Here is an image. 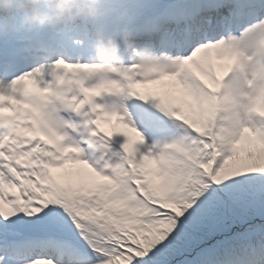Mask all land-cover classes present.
Masks as SVG:
<instances>
[{
  "label": "snow or ice",
  "instance_id": "6c2138e0",
  "mask_svg": "<svg viewBox=\"0 0 264 264\" xmlns=\"http://www.w3.org/2000/svg\"><path fill=\"white\" fill-rule=\"evenodd\" d=\"M127 33L142 63L86 59ZM251 49L252 55L245 50ZM264 0H101L0 49V264H172L229 203L264 215ZM230 113L227 126L218 123ZM232 264H264V225Z\"/></svg>",
  "mask_w": 264,
  "mask_h": 264
},
{
  "label": "clouds",
  "instance_id": "9594fccd",
  "mask_svg": "<svg viewBox=\"0 0 264 264\" xmlns=\"http://www.w3.org/2000/svg\"><path fill=\"white\" fill-rule=\"evenodd\" d=\"M101 0H0V40L25 43L42 34L56 35L82 23L95 21ZM102 65L123 67L124 62L142 63L146 52L135 50L127 33L117 44L104 34H96L86 57Z\"/></svg>",
  "mask_w": 264,
  "mask_h": 264
},
{
  "label": "trees",
  "instance_id": "16d2710c",
  "mask_svg": "<svg viewBox=\"0 0 264 264\" xmlns=\"http://www.w3.org/2000/svg\"><path fill=\"white\" fill-rule=\"evenodd\" d=\"M235 204L237 208L243 207L246 210L245 217L239 211L230 212L233 210L228 205L206 217L192 229L195 239L203 238V241L197 242L189 238L188 242L182 246L185 253L181 252L173 256L172 264H232L234 258L241 252L237 247L248 243L247 236L250 229L255 225H264V215L258 214L246 201ZM226 212H230L232 216L230 218L233 222L231 231L220 229L218 233H214V219L223 217ZM229 237L232 241L238 239V242L232 243Z\"/></svg>",
  "mask_w": 264,
  "mask_h": 264
},
{
  "label": "rangeland",
  "instance_id": "374dc122",
  "mask_svg": "<svg viewBox=\"0 0 264 264\" xmlns=\"http://www.w3.org/2000/svg\"><path fill=\"white\" fill-rule=\"evenodd\" d=\"M245 54L246 55H249L251 56L252 55V50L251 49H246L245 50ZM255 63H259L261 67H264V57H256L254 58V60L250 63H248L244 68L243 70L247 73H237L235 75V78H234V81L228 85V89L227 91L225 92L226 93H229V92H233L235 90H239L240 92H248L249 91V88L246 84V81L247 80H250L252 78V72H253V64ZM231 114L230 113H226V112H221L220 113V116H219V120H218V123L221 125V126H227L228 122H229V118H230ZM239 119L240 121L245 125V126H260L261 123V120H256L254 119V117H246L243 112L240 113L239 115ZM255 121V122H253ZM228 206L231 207V209L233 211H230V212H236V211H239L241 212L242 216L245 217L246 215V210L243 209V207H238L237 208V204H233V203H229ZM252 207V206H250ZM243 209V210H242ZM254 209V208H253ZM255 210V209H254ZM230 212H226V214L223 216V217H219L217 219H214V225H213V228H214V233L215 232H219L220 229L221 230H226L228 232H230L231 228L233 227V222L230 218H232L231 216V213ZM216 224V225H215ZM236 225V224H235ZM193 229V228H192ZM192 229L190 230L189 232V238H192L194 240H196L197 242H201L203 241V238H197L195 239L194 235L192 234ZM230 239V237H229ZM230 241H232V239H230ZM222 242V241H221ZM236 242H238V239L232 241V243L236 244ZM224 243V241L222 242ZM233 244V245H234ZM243 245H239L237 247L238 250H242L243 249ZM185 253V250L182 249L181 247V250L177 253Z\"/></svg>",
  "mask_w": 264,
  "mask_h": 264
},
{
  "label": "bare ground",
  "instance_id": "6f19581e",
  "mask_svg": "<svg viewBox=\"0 0 264 264\" xmlns=\"http://www.w3.org/2000/svg\"><path fill=\"white\" fill-rule=\"evenodd\" d=\"M247 73V72H245L244 70H242V71H240V70H238V71H236V72H233V74L227 79V82H226V88H225V90L227 91V89H228V85L229 84H231L233 81H234V78H235V75L237 74V73ZM225 91V92H226ZM253 122H255V121H253Z\"/></svg>",
  "mask_w": 264,
  "mask_h": 264
}]
</instances>
